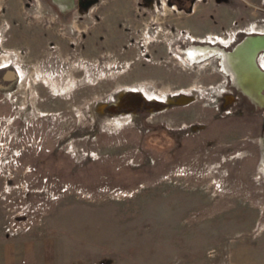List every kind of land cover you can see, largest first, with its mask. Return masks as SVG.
Returning a JSON list of instances; mask_svg holds the SVG:
<instances>
[{"label":"rangeland","instance_id":"374dc122","mask_svg":"<svg viewBox=\"0 0 264 264\" xmlns=\"http://www.w3.org/2000/svg\"><path fill=\"white\" fill-rule=\"evenodd\" d=\"M140 1L0 0L1 233L60 264H264V101L202 48L264 33V0ZM130 90L195 99L107 109Z\"/></svg>","mask_w":264,"mask_h":264},{"label":"water","instance_id":"95a60500","mask_svg":"<svg viewBox=\"0 0 264 264\" xmlns=\"http://www.w3.org/2000/svg\"><path fill=\"white\" fill-rule=\"evenodd\" d=\"M99 0H92L89 3H87V6H85V12L80 11L81 13H86L90 10L91 6L96 4ZM150 8H153V2L154 0H150ZM142 4V2H140ZM260 52H264V34L254 36L253 38L248 39L246 36L241 43L237 44L235 48L232 50V54L229 53V61L230 55L233 56V54H239L243 59L250 60L253 69L250 70V72H244L243 73V79L245 80V84H249L251 81H248L247 78H250V75L252 73L256 74L260 78V82L256 84L255 88L257 89V95L255 92L250 91L253 93L257 98H259V101H264V94L262 93V89L264 88V71L257 65L256 58L259 55ZM253 53V54H251ZM251 56V57H250ZM252 79V78H251ZM247 81V82H246ZM254 90V89H253ZM194 96L188 95V94H178L174 95L172 98L169 99L168 102H162V101H155L153 104H147L148 98L144 96L142 92H131L130 95L127 96V104L131 106H141L144 103L147 104L148 108L156 107V109H163L167 108L171 105H185L189 104L194 101ZM261 99V100H260ZM261 105H264V102H261Z\"/></svg>","mask_w":264,"mask_h":264},{"label":"crops","instance_id":"0c3cea01","mask_svg":"<svg viewBox=\"0 0 264 264\" xmlns=\"http://www.w3.org/2000/svg\"><path fill=\"white\" fill-rule=\"evenodd\" d=\"M1 232L0 228L2 241L5 243L0 254V264H60L57 261L56 255H54L57 247L54 245V242L48 240L55 249L52 251L54 256L46 258L43 254L44 252L42 253L44 249L46 251L44 239L36 240L32 243H27L20 239L9 241L4 238V234Z\"/></svg>","mask_w":264,"mask_h":264},{"label":"flooded vegetation","instance_id":"af4514ba","mask_svg":"<svg viewBox=\"0 0 264 264\" xmlns=\"http://www.w3.org/2000/svg\"><path fill=\"white\" fill-rule=\"evenodd\" d=\"M90 1H92V0H77V4H78V7H79V10L80 11H84L85 12V6H87V3H89ZM100 1V0H99ZM98 1V2H99ZM187 1H190L193 5H195V3H196V0H178V2L179 3H186ZM97 2V3H98ZM140 2H142V4H145V5H147V6H150L149 4L151 3L150 2V0H141ZM157 3H158V1L157 0H154V2H153V6H155V7H157ZM155 4V5H154ZM95 5V4H94ZM93 5V6H94ZM93 6H91V8L93 7ZM90 8V9H91ZM152 9H154V7L152 8ZM264 31V30H263ZM263 31H259V32H263ZM209 45H211V44H209ZM206 46H208V45H205L204 47H206ZM211 46H213V45H211ZM221 49H224V48H221ZM221 49H219L217 46H216V48H215V50H217V51H219V52H221ZM225 50V49H224ZM201 53H203V52H200V53H198V54H196L197 56H195L196 58H198V57H200V56H203V54L201 55ZM260 53H263V52H260ZM259 53V54H260ZM214 54H220V53H214ZM214 54H211L210 56H212V55H214ZM221 56H222V54H220ZM223 58V57H222ZM231 63V62H230ZM222 65H223V62H222ZM232 65V64H231ZM237 65V64H236ZM8 66H3V67H0V70H4V68H7ZM223 69H224V66H223ZM225 70V69H224ZM226 71V70H225ZM226 73H227V75L230 77V79L231 80H233V78H232V76L230 75V73H228V71H226ZM20 77V74H19V71L18 70H11V69H7L6 70V74L4 75V79L0 82V96L2 97V99H5L6 98V94L8 93V92H11V90H9L11 87L10 86H8V85H3V83H4V81H6L7 79H10L11 81H16L18 78ZM235 81H234V84H233V86L234 87H236L235 86ZM241 83H243V82H241ZM16 84V83H15ZM14 84V85H15ZM13 89H15V88H13ZM15 92V91H14ZM13 92V93H14ZM131 92H133L132 90H130V91H128V92H126V94H124L123 96H121L119 99H117V101H114V103H109V104H107V109H109L110 111L111 110H115V109H117L118 107H125V108H128V109H132V110H135V109H137V107H141V106H146L147 107V104H153V103H155V100L153 101L152 99H148L146 102H147V104L146 103H144L143 105H141V106H131V105H128L127 104V96L128 95H130L131 94ZM138 92V91H137ZM245 97L246 98H248L249 99V97L247 96V95H245ZM7 100H9V98H7ZM253 105L255 106V108L257 109V111H264V106L263 105H261V104H258V102H253ZM262 116H264V113H263V115ZM13 122H12V124H11V126L13 127V128H18V131H19V128L20 127H23V125L25 126V120H23L21 117H19V116H17V118H13V120H12ZM30 125V124H29ZM31 126H33V125H31Z\"/></svg>","mask_w":264,"mask_h":264},{"label":"bare ground","instance_id":"6f19581e","mask_svg":"<svg viewBox=\"0 0 264 264\" xmlns=\"http://www.w3.org/2000/svg\"><path fill=\"white\" fill-rule=\"evenodd\" d=\"M261 34H264V33H258V34H252V35H248V39L250 38H253L254 36H257V35H261ZM208 46L206 47H202L203 48V52L206 53V55H211V54H214V53H218L219 51L215 50L216 46H211L209 44H206ZM233 50V49H232ZM232 50H230V53L232 54ZM201 51H199L198 53H200ZM228 51H223L221 50V53L223 54V56H225L228 60H229V57H228ZM197 53V54H198ZM253 54V53H251ZM233 57L237 60V65H235L237 67V69L231 65L233 67V69L237 72V75H238V79H240L241 82H245V80L243 79V73L244 72H250L251 69H253V65L251 63L250 60H245L243 59L239 54H233ZM251 57V56H250ZM256 63L257 65L259 66L258 62H257V58H256ZM260 67V66H259ZM232 69V68H231ZM236 75V74H235ZM252 78V79H251ZM248 81H251L249 84H244V88L248 91H251L252 92H255V94L257 95V89L255 88L256 84L260 82V78L252 73V75H250V78H247ZM256 80V81H255ZM247 82V81H246ZM254 89V90H253ZM262 165H264V159H263V163Z\"/></svg>","mask_w":264,"mask_h":264},{"label":"built area","instance_id":"2783aa9c","mask_svg":"<svg viewBox=\"0 0 264 264\" xmlns=\"http://www.w3.org/2000/svg\"><path fill=\"white\" fill-rule=\"evenodd\" d=\"M14 226H16V225H14ZM19 227H22V226H19V225H17V227H12L14 230H16L17 228H19ZM23 228H27L25 225H24V227Z\"/></svg>","mask_w":264,"mask_h":264}]
</instances>
